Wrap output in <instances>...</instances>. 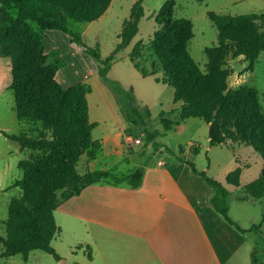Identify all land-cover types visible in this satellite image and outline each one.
<instances>
[{
    "label": "trees",
    "instance_id": "obj_1",
    "mask_svg": "<svg viewBox=\"0 0 264 264\" xmlns=\"http://www.w3.org/2000/svg\"><path fill=\"white\" fill-rule=\"evenodd\" d=\"M112 1L0 0L3 4L0 71L9 73L8 87L15 93V109L22 125L19 134L6 135L20 142L22 148L31 150L29 157L18 162L23 177L13 186L22 187L23 194L10 201L9 215L4 220L6 235L0 234V242L4 244L2 256L22 254L28 259L33 249H42L60 257L53 239L61 231L55 210L63 201L103 180L126 181L135 187L143 182L145 168L142 166L124 175L118 174L115 168L79 171L82 155L86 154L91 160L102 150L101 142L93 137L95 123L89 118L87 94L91 86L79 81L64 87L55 75L65 60L46 63V30L60 29L68 33L73 42L83 45L97 61L99 75L115 93L127 122L145 124L151 114L149 107L141 109L134 89L126 88L109 75L117 53L139 32L145 15L143 0L133 5L131 17L124 22L120 42L106 58L102 57L99 46L87 45L82 34L71 27L72 21L89 23L100 18ZM13 9L15 14L11 12ZM208 14L218 28L219 40L217 45L206 48L207 70H202L190 53L193 22L175 16V0L166 1L158 11L155 16L158 28L148 43L135 44L131 60L145 76L164 71L163 77L157 80L174 86L175 101L182 102L176 125L199 117L210 124L211 145L226 144L227 139L232 138L252 145L264 159V110L259 92L246 84L229 87L228 78L233 70L227 63L229 57L244 56V60L253 64L264 51V12L232 15L209 11ZM146 48L153 58L150 67L141 60ZM188 162L194 172L205 177L215 189L211 202L227 221L242 232L261 234L262 223L245 228L230 216V191L223 182L207 171L198 170L193 161ZM241 173V167L231 171L228 183L240 186ZM244 187L245 196L264 198V169L259 178ZM252 264H264L255 248Z\"/></svg>",
    "mask_w": 264,
    "mask_h": 264
},
{
    "label": "rangeland",
    "instance_id": "obj_2",
    "mask_svg": "<svg viewBox=\"0 0 264 264\" xmlns=\"http://www.w3.org/2000/svg\"><path fill=\"white\" fill-rule=\"evenodd\" d=\"M136 1L138 0H113L110 7L100 18L89 23L72 21L71 27L82 34L87 45L91 47L99 46L102 57L106 58L120 42V34L124 27V22L131 17L132 8ZM166 1L168 0H143L145 15L142 17L141 27L136 38L128 48H132L135 42L140 39H143L144 43H148L149 38L153 36L155 29L158 28L155 16ZM2 6L3 4L0 3V10ZM209 11L232 15L261 13L264 12V0H175V16L188 18L193 22L194 37L190 41L189 50L202 70H207L208 65L206 48L217 45L219 40L218 28L210 18ZM11 12L15 14L16 10L13 9ZM126 50L122 49L117 53L116 63L112 70V78L123 77L125 83L128 84L126 88H132L131 86H133L134 90L136 88L140 97V102L138 103L140 108L144 109L145 106H148L151 114L146 119L145 124L126 122L119 129V125L112 122L111 117L107 115L108 113L105 110L103 114L100 113V124L94 130L96 139L104 137V140H109L112 144L117 142L124 144L125 160H123L121 167L118 169L121 174L128 173L137 167V162L152 163L161 157L165 159L172 158L175 153L180 154L179 152L185 150L188 155H192L191 158L196 160L199 167H204L210 176L215 177L226 186H229L227 182L228 174L239 167L242 169V185L260 177L264 169V159L252 145L235 141L232 138H228L226 144L211 145L209 141L210 124L199 117L188 118L182 121L180 125H176V121L180 117L182 102L175 101L174 86L157 80V77H163V70H159L155 75H143L130 61ZM45 53L47 55L46 63L64 62V59L59 53L57 54L56 50L50 52L45 50ZM144 54L145 56L141 60L150 67L153 58L148 55L149 50L147 48ZM240 57L244 59V56ZM238 58L229 57L227 61L228 66L233 70L228 78L229 87L237 88L246 84L256 88L264 110V51L261 52L253 64L249 60H245L246 65L243 66ZM77 59L88 67V62L80 54H78ZM9 81V73L5 70L0 71L1 235H6L4 220L9 215L11 199L23 194L22 187L13 186L17 179L23 177V170L18 166V162L31 154L30 149L22 148L20 142L6 135L19 134L22 130V125L15 109V93L13 89L8 87ZM107 90L110 92L107 93L109 96L104 97L108 106L118 105L116 103V95L110 86ZM96 92V98L98 97L100 105L103 101V95L99 91ZM163 111L166 112L164 116L161 115ZM92 112L93 116L98 112V107L94 104ZM164 120L167 121L166 125ZM149 132L151 135H148ZM137 137L141 138V143H136L129 148L128 140H134ZM150 140H158L161 145H155ZM195 147L199 148L197 152L194 151ZM141 151L145 152L140 153ZM89 161L86 154L82 155L78 164L79 171L84 172L86 170L85 162ZM94 165H99V162L96 161ZM232 188L236 189L237 187L233 186ZM242 188L238 187L239 190L236 194L241 195L242 192L244 193V190L240 192ZM255 202V206L252 205V212L250 207L246 210L243 207L236 208V206H233L232 215L235 218L242 219L244 222L247 221V223H262L261 234L254 235L253 249L257 250L258 258L264 263V199L255 200ZM59 221H63L67 229H71L68 226L69 220L66 222L59 216ZM79 226L81 227V225ZM78 234L84 236V232ZM69 243L70 236L68 232L63 233L59 237L57 234L56 239L53 240V246L61 254L60 257L42 249H33L28 259H25L22 254L0 255V264H76V260L79 261L78 264L90 263V257H88V253L84 248L74 245L75 253H72L70 252ZM3 250L4 244L0 242V253ZM66 260L67 262H65Z\"/></svg>",
    "mask_w": 264,
    "mask_h": 264
},
{
    "label": "crops",
    "instance_id": "obj_3",
    "mask_svg": "<svg viewBox=\"0 0 264 264\" xmlns=\"http://www.w3.org/2000/svg\"><path fill=\"white\" fill-rule=\"evenodd\" d=\"M138 41L143 39L137 40L135 44ZM44 43L48 52L56 50L65 60L56 73V79L64 87L79 81L90 84L91 91L87 97L89 118L95 123L93 137L95 128L100 124V113L103 114L105 110L112 122L121 129L120 126L127 120L119 105L108 106L104 96H109V85L99 75L98 63L86 52L85 47L73 42L71 36L60 29L46 30ZM130 44L124 49H127L132 62L130 53L135 44L128 48ZM78 54L86 59L88 67L78 61ZM238 59L243 66L246 65L242 57ZM115 63L116 59L109 71L111 77ZM118 79L128 87L123 77ZM96 91L103 95L100 105ZM134 91L139 103L136 88ZM93 104L98 107L94 116ZM96 140L101 142L102 150L96 158L85 162L86 170L115 168L121 174L118 169L125 160L124 144H112L104 140V137ZM128 141L129 148L136 144L134 140ZM151 141L155 145L160 144L158 140ZM179 153H175L172 158H158L152 163L137 162V167L145 168L140 186H132L126 181L114 183L103 180L63 201L55 210V218L61 226L58 237L68 232L70 252L75 253L74 245L84 248L91 258L88 264H252L253 239L257 234L240 231L216 210L211 202L215 189L205 177L194 172L188 161H193L200 171H206L205 168L199 167L185 150ZM96 161L99 165H94ZM137 167L121 175L129 174ZM228 185L229 214L240 225L249 228L254 223L233 217V206L246 210L250 207L252 212L255 200L264 198L245 196L246 184ZM233 186L237 188L233 189ZM238 187H243L240 189V192L244 190L241 195L236 194ZM59 216L66 222L69 220L68 226L71 229L59 221ZM82 232L84 236L78 234ZM78 262L75 261L76 264Z\"/></svg>",
    "mask_w": 264,
    "mask_h": 264
},
{
    "label": "built area",
    "instance_id": "obj_4",
    "mask_svg": "<svg viewBox=\"0 0 264 264\" xmlns=\"http://www.w3.org/2000/svg\"><path fill=\"white\" fill-rule=\"evenodd\" d=\"M141 141H142V140H141V138H139V137H137V138L134 139V142H136V143H141ZM160 163H161V164H164V162H162V161H160Z\"/></svg>",
    "mask_w": 264,
    "mask_h": 264
}]
</instances>
